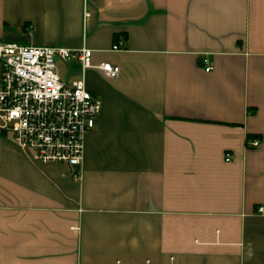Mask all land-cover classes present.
I'll list each match as a JSON object with an SVG mask.
<instances>
[{"label": "crops", "instance_id": "crops-1", "mask_svg": "<svg viewBox=\"0 0 264 264\" xmlns=\"http://www.w3.org/2000/svg\"><path fill=\"white\" fill-rule=\"evenodd\" d=\"M0 41L119 67L79 178L0 132V264H264V0H0Z\"/></svg>", "mask_w": 264, "mask_h": 264}, {"label": "built area", "instance_id": "built-area-1", "mask_svg": "<svg viewBox=\"0 0 264 264\" xmlns=\"http://www.w3.org/2000/svg\"><path fill=\"white\" fill-rule=\"evenodd\" d=\"M124 42L112 46L123 48ZM89 48L35 46L0 41V132L12 133L13 142L32 159L43 164H66L79 178L84 158L85 135L95 127L101 109L100 99L84 81L90 68L114 77L119 67L109 62L91 63ZM57 59L75 60L82 78L63 79L57 72ZM203 68L212 66L202 58ZM258 145V140L252 142ZM230 154H225L229 160ZM263 212L264 207L259 206Z\"/></svg>", "mask_w": 264, "mask_h": 264}, {"label": "rangeland", "instance_id": "rangeland-1", "mask_svg": "<svg viewBox=\"0 0 264 264\" xmlns=\"http://www.w3.org/2000/svg\"><path fill=\"white\" fill-rule=\"evenodd\" d=\"M69 64H70V60L63 61V60L57 59V61H56L57 71H58V73H60L59 75H60L63 79H65V80H67V81L70 82L71 79H68V78L66 77V75H67V73H68L67 70H66V67L69 66ZM4 136H5L6 138H8L9 140L12 141V133H10V132H5Z\"/></svg>", "mask_w": 264, "mask_h": 264}]
</instances>
